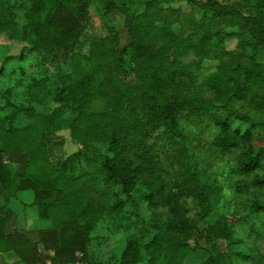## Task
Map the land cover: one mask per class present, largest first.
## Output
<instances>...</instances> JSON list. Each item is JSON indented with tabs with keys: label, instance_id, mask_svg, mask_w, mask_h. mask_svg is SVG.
<instances>
[{
	"label": "trees",
	"instance_id": "trees-1",
	"mask_svg": "<svg viewBox=\"0 0 264 264\" xmlns=\"http://www.w3.org/2000/svg\"><path fill=\"white\" fill-rule=\"evenodd\" d=\"M178 2L210 21L209 25L196 22L204 30L200 37L184 39L156 25L157 11L166 7L174 13ZM5 4H0V33L28 42L24 50L42 56L55 70L58 87L53 97L57 107L48 113L11 96L2 109L8 115L0 120V195L8 201L0 203V254L14 252L25 264H88L98 224L106 223L112 233L121 229L129 232L131 225L126 222L131 223L133 217L142 219L140 207L144 204L154 218L149 224L154 236L151 240L145 234L139 239L130 237L121 264H139L144 254L149 264H174L166 253L167 244L188 249L200 231L187 217L185 200L196 202L202 222L214 216L217 206L215 192L202 181L196 146L182 133L174 116L170 102L177 97L174 80L179 70V110L209 117L219 128L216 150L222 155L240 151L234 174L248 179L262 170L264 147L255 148L253 140L256 131H264V121L239 115L232 106L250 100L255 110H264V0H23L28 4V21L23 26L16 21L15 4L12 8ZM92 10L108 30L110 47L103 50L96 46L83 57L76 50ZM222 22L238 31L226 32L220 27ZM233 40H238L242 49L250 48L252 56L229 53L232 58L204 79L200 87L209 91L216 103H204L184 93L181 86L188 83L196 87L197 80L181 60L190 54H196L200 61L208 60L215 49ZM152 42L164 44L157 55L146 49ZM25 58L23 51L18 60ZM70 63L67 72L64 67ZM135 81L143 88L141 94L134 87ZM94 103L101 104L103 112L85 113ZM64 109L80 115L74 128L62 126ZM142 113L147 115L145 137L150 136L148 128H165V136L186 161L177 193L165 186L151 146L134 138L143 127ZM20 115L23 123L18 127ZM61 126L75 134L80 148L55 165L51 153L61 143L55 135ZM251 187L264 189V176H255L251 183L239 181L234 189L244 194ZM29 190L36 194L30 206L38 208L41 221L53 223L51 230L17 227V213L9 201L18 200ZM160 207L178 223L161 227L160 218L165 216L158 213ZM254 212L264 215V204L256 202ZM68 228H74L75 234L64 243L62 230ZM202 234L207 246L197 245L196 249L209 255L204 264H224V255L231 262L256 260L254 255L239 251L245 242L233 225L216 222Z\"/></svg>",
	"mask_w": 264,
	"mask_h": 264
},
{
	"label": "rangeland",
	"instance_id": "rangeland-1",
	"mask_svg": "<svg viewBox=\"0 0 264 264\" xmlns=\"http://www.w3.org/2000/svg\"><path fill=\"white\" fill-rule=\"evenodd\" d=\"M204 1V0H196ZM219 2H228V0H218ZM6 2L12 8L13 3L15 7L13 11L16 13V21L20 26H23L28 21V14L26 8L28 4H23V0H0V4L6 6ZM162 11H157L159 19L155 21L159 27H167L172 33L183 37L184 39H195L200 37L204 30L199 29L197 23H206L209 25V20H204L202 14L194 13L188 9L183 3L178 2L173 6L174 13L167 10L166 7ZM159 13V14H158ZM226 32L238 31L237 28H230L228 24L222 22L220 24ZM215 29V28H214ZM213 29V30H214ZM108 30L103 25L98 15L92 10L91 18L88 28L81 38L77 54L88 57L96 46H100L103 50L110 47ZM164 44L162 42H152L146 49L152 55H157L162 51ZM29 47V43L20 38H10L6 33H0V73L3 75L0 79V120L8 115L4 110L5 101L11 96L12 100L18 98V102H23V99L28 104L38 106L40 111L46 113L53 111L57 105L53 101L55 90L58 87V79L55 70L48 64L44 63L42 56L28 54L24 49ZM25 53L24 61L18 60L21 53ZM244 54L245 57L252 56V50L245 47L242 49L238 40L226 41L223 46L211 54L208 60L200 61L196 54H190L188 57L182 59V63L188 65L196 76V87L188 86L184 83L181 90L188 96H197L199 101L207 103H216L215 97L207 91L204 87H200L204 79L215 73L217 67L223 61H228L232 56L227 54ZM237 58V57H236ZM71 68V63L65 66L64 69L68 72ZM176 92V99H171V105L174 107V116L178 122L182 133L194 142L196 146V159L199 170L202 175V181L208 185L213 192H215L214 200L216 199V210L214 216L208 222L200 221L199 209L193 199L185 200V206L188 209L187 217L190 221L197 224L199 234L194 237L189 243L188 249H179L174 246V243H168L166 253L168 257L173 259L174 264H204L209 255L196 249L197 245L205 248L206 242L202 237L203 231L214 225L216 222L222 224L233 225L238 233L239 238L244 240V246L239 251L247 254H252L256 257L254 261L231 262L228 255H224L222 262L224 264H262L264 260V215L256 214L254 212V204L259 202L264 204V189L251 187L248 192L244 194H237L235 192V185L239 181H246L251 183L255 176H264L263 169L253 174L250 178L236 176L234 170L238 167V157L240 151L233 154L222 155L216 150L214 141L218 137L220 130L209 117H199L179 110V70L177 77L174 80ZM134 87L139 94L143 92V88L138 81L134 82ZM13 94V95H11ZM8 98V99H7ZM232 109L235 113L249 117L253 121H264V110H255L250 104V100L244 102H234ZM102 113L103 106L99 103H94L92 106L86 108L85 113ZM222 117L223 114H220ZM80 115L74 114L64 109L61 112L62 126L75 127L76 121ZM147 115L142 113L139 117L143 122ZM23 123V116H19L16 126ZM7 126V125H5ZM62 126L60 128H62ZM147 128L141 127L139 134L134 136L136 140L144 139L153 151L157 163L161 169L162 180L165 186L177 193L179 191V184L182 181V174L185 170L186 161L183 160L179 148L171 143L165 136V128L152 130L148 128L150 136H146ZM55 135L62 139L60 144L54 146L51 153V161L58 165L59 161H64L74 154L79 152V145L74 140V133L69 128H62L56 131ZM108 135V134H107ZM102 137L101 133L97 135ZM253 145L255 148L264 147V131H256L254 134ZM158 187H156L157 189ZM36 198L33 190L23 192L18 200L9 201L13 205L19 206L17 210V227L24 230L40 229L41 226L30 224L32 219L40 221L38 216V208L30 206ZM7 200L5 196L0 195V203ZM8 201V200H7ZM30 206L25 210V207ZM142 219L133 217L132 222L140 221L139 223L126 222L131 225L130 231L121 229L118 232L112 233L107 229V224L100 222L92 234L93 240L89 247L90 262L88 264H121L122 254L127 248L130 237L134 236L136 239L142 234L147 235L148 240L154 236V229L149 226L154 219L147 210L146 205L142 204L140 207ZM23 211V213L21 212ZM30 213L27 219V214ZM162 220L161 227H165L168 223L176 225L178 219L168 217V210L165 207L158 209ZM23 219V224H22ZM241 221H245V225H241ZM49 230L53 228V223ZM110 227L115 229V225L110 223ZM148 230H150L148 232ZM252 230L256 234L252 233ZM48 231V230H44ZM74 228L62 230L63 242H68L74 236ZM253 234V235H252ZM171 240H174V235L170 234ZM203 239V240H202ZM52 255V254H51ZM43 257L46 255L43 253ZM82 258L81 254H78ZM142 262L139 264H149L144 254ZM164 262V261H163ZM167 262V261H166ZM50 263L49 261L47 262ZM0 264H25L22 263L20 257L12 252L8 254H0ZM81 264V263H72ZM86 264V263H83Z\"/></svg>",
	"mask_w": 264,
	"mask_h": 264
},
{
	"label": "crops",
	"instance_id": "crops-1",
	"mask_svg": "<svg viewBox=\"0 0 264 264\" xmlns=\"http://www.w3.org/2000/svg\"><path fill=\"white\" fill-rule=\"evenodd\" d=\"M11 207L17 213V210H18L19 206L17 204L16 205L12 204ZM29 207L30 206L25 207V210L28 209ZM21 212L23 213V211H21ZM26 214H27V219L26 220L28 221V217H29L30 213H26ZM38 218H39V216H38ZM17 222H18V219H17ZM22 224H23V219H22ZM30 224H33L35 226H41V228L40 229H35V230H27V231H44V230H49L50 227L52 226L51 222H45V221H41V220L37 221L36 219L35 220L32 219V222H30Z\"/></svg>",
	"mask_w": 264,
	"mask_h": 264
}]
</instances>
